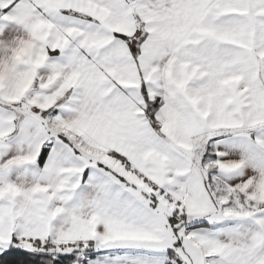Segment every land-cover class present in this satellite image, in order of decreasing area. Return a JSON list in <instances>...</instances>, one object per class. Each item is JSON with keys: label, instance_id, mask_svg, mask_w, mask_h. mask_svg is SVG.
Wrapping results in <instances>:
<instances>
[{"label": "snow or ice", "instance_id": "6c2138e0", "mask_svg": "<svg viewBox=\"0 0 264 264\" xmlns=\"http://www.w3.org/2000/svg\"><path fill=\"white\" fill-rule=\"evenodd\" d=\"M0 264H264V0H0Z\"/></svg>", "mask_w": 264, "mask_h": 264}]
</instances>
